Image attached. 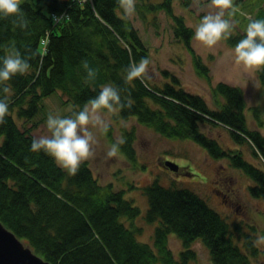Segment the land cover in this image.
<instances>
[{
	"label": "trees",
	"instance_id": "1",
	"mask_svg": "<svg viewBox=\"0 0 264 264\" xmlns=\"http://www.w3.org/2000/svg\"><path fill=\"white\" fill-rule=\"evenodd\" d=\"M174 2L136 0V10L144 20L165 12L173 18L176 36L191 48L194 30L175 13ZM20 7L28 27L22 30L13 25V17H0V56L13 43L22 55L29 49L39 55L30 61L28 73L5 82L10 89L9 114L0 124V220L5 226L53 264H195L197 242L207 247L214 264L259 260L264 249L252 243L257 229L230 222L191 189L158 181L144 187L148 206L143 222L152 224L153 233L143 242L144 225L135 223L142 210L125 190L101 183L88 162L69 176L43 151H30L34 129L28 124L45 109L47 99L62 95L73 113L111 83L126 105L117 107L122 118H135L168 138L196 142L216 159H229L230 167L251 178V195L264 200V168L201 129L204 123H221L238 144L253 146L264 159V135L248 127L243 91L220 83L215 91L226 101L212 110L203 96L188 91L168 71L166 80L152 79L149 87L139 80L126 83L124 69L131 61L150 58V51L117 0H21ZM53 15L61 17L59 22L53 23ZM253 19L264 20V6ZM84 60L97 73L90 83L84 82ZM259 76L263 110L264 67ZM255 113L263 126L260 109ZM123 135L121 147L137 162L133 135ZM172 234L178 237H172L180 243L178 252L171 246Z\"/></svg>",
	"mask_w": 264,
	"mask_h": 264
},
{
	"label": "rangeland",
	"instance_id": "2",
	"mask_svg": "<svg viewBox=\"0 0 264 264\" xmlns=\"http://www.w3.org/2000/svg\"><path fill=\"white\" fill-rule=\"evenodd\" d=\"M174 4L175 13L182 16L186 25L193 30L199 25L203 15L218 11L211 7L210 0H175ZM234 6L239 9L234 16L225 13V19L231 20L234 25L230 30L231 35L227 39H221L212 48L195 41L193 37L190 41L191 48L188 47L182 37L179 39L176 36L173 18L165 12L157 17L148 14L149 18L144 20L136 10L129 18L149 47L153 80H166L164 71L179 76L182 86L203 96L212 110H217L226 101L215 91L216 86L225 83L238 87L244 94L248 127L264 135L259 69H245L235 62L234 47L237 42H233L243 38L249 22L247 17L254 18L258 8L264 6V0H234ZM256 108L260 109L259 116L263 120V126H259ZM72 110L73 106L65 104L62 95H56L46 100L45 109L28 126L31 125L34 129L33 135L47 134L46 120L49 112L64 117L71 115ZM105 115L110 121L109 131L105 134L91 129L98 144L94 145L95 155L86 162L101 183L125 190L126 197L133 199L141 208L142 218L135 221L138 225H144L141 241L149 242L146 240H150L153 233L152 224L143 222L148 206L144 187L155 181L166 187L191 189L230 222L240 220L248 231L254 228L258 234L262 233L264 200L251 195V178L242 170L230 167L229 159H216L206 148L191 140L165 137L154 129L141 125L135 118L124 119L117 109L113 113L105 110ZM201 129L222 146L241 150L247 160L264 168V159L260 152L258 154L251 145L238 144L227 126L208 122L202 124ZM125 132L133 135L137 162L131 161L121 147L122 144L116 157H106L107 148L117 138L124 139ZM167 161L179 164V170L163 168L162 164ZM172 237L177 235L172 234ZM171 246L174 251L178 252L180 249L176 238L171 239ZM261 248L264 249V245ZM195 249L199 253L195 264H214L209 250L201 242L196 243ZM252 260L253 264H264V252L260 254L259 260Z\"/></svg>",
	"mask_w": 264,
	"mask_h": 264
},
{
	"label": "clouds",
	"instance_id": "3",
	"mask_svg": "<svg viewBox=\"0 0 264 264\" xmlns=\"http://www.w3.org/2000/svg\"><path fill=\"white\" fill-rule=\"evenodd\" d=\"M117 4L125 16L130 17L136 11V0H117ZM20 5L21 0H0V17L5 19L13 17V25L23 30L28 27L29 22ZM210 5L218 11L215 14L203 15L193 36L195 41L208 48L214 47L221 39H227L231 35L230 30L234 25L231 20L225 19V13L234 16L239 11L238 7L234 6V0H210ZM60 19L61 17L52 16L54 24ZM247 19L249 22L246 34L234 47L235 62L245 69H260L264 67V20L251 17ZM116 35L119 40V35ZM27 51L28 54L22 55L13 43L5 49V55L0 56V124L6 122L9 114L10 89L5 82L17 75L28 73L32 67L30 61L39 55L30 49ZM40 62H43V57H40ZM81 63L87 74L84 82L90 83L95 80L97 73L89 66L88 61L84 60ZM151 63L148 57H142L138 62L131 61L124 69L125 82L139 80L145 87H149L147 82L153 79ZM120 92L118 87L107 83L102 85L99 93L89 99L79 111L64 117L49 112L46 120L47 134L34 135L30 151L33 153L43 151L69 176H76L81 165L95 155L94 145L98 144V140L91 129L106 134L110 128V121L106 118L105 110L113 113L117 107L126 106L121 100ZM123 143V139L117 138L107 148L106 157H116ZM252 243L253 246L264 245V235L258 234Z\"/></svg>",
	"mask_w": 264,
	"mask_h": 264
},
{
	"label": "water",
	"instance_id": "4",
	"mask_svg": "<svg viewBox=\"0 0 264 264\" xmlns=\"http://www.w3.org/2000/svg\"><path fill=\"white\" fill-rule=\"evenodd\" d=\"M165 168L178 171L179 164L167 161ZM0 264H53L37 254L0 220Z\"/></svg>",
	"mask_w": 264,
	"mask_h": 264
}]
</instances>
